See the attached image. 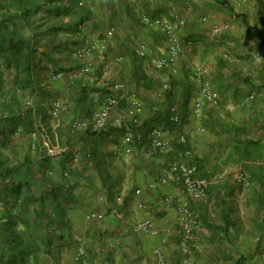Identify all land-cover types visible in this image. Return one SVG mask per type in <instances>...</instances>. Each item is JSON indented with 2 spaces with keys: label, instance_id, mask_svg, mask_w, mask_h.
I'll return each mask as SVG.
<instances>
[{
  "label": "crops",
  "instance_id": "crops-1",
  "mask_svg": "<svg viewBox=\"0 0 264 264\" xmlns=\"http://www.w3.org/2000/svg\"><path fill=\"white\" fill-rule=\"evenodd\" d=\"M88 4L91 19L83 32L75 34V47L94 44L97 48L89 60L66 58L64 80L52 85L58 95L56 102L61 104L59 116L54 119L50 114L55 101H47L39 114L46 118L47 130L43 131L51 138L39 132L38 148L43 154L37 151L30 156L57 182L56 196L48 204L50 214L65 208L64 217L56 219L53 227L61 235L58 240L63 248H86L88 254L105 256L115 264H159L154 252L164 246L165 264H182L177 206L186 200V194L176 178L167 185L158 181L172 177L171 163L194 161L211 184L206 199L190 203L201 225L191 264H264V211L257 210L252 192H242L236 180L242 164L225 154L231 152L225 131L231 125L243 129L247 138L264 143V88L250 94L251 86L244 82L251 77L253 85L262 84L264 49L244 25V17L264 35V0H88ZM145 14L173 23L185 21L180 35L194 45H186L170 69L149 67V59L135 54L141 43L155 52L167 45L162 27L141 22ZM222 23L230 25L229 31L214 33L213 25ZM87 63L90 71L81 74ZM204 67H208L206 78L220 101L217 106L205 104L196 112L197 74ZM119 84L122 88L115 89ZM165 84L173 90L169 105L163 102ZM133 93L144 100L139 111L144 128H163L155 118L170 116L168 109L173 104L183 116L181 125L167 129L169 148L154 157L147 153L148 138L140 145L132 143L130 155L125 152V128L118 117ZM108 94L121 98L122 103L112 111L107 128L97 132L91 124L92 114ZM76 119L87 126L72 134ZM211 119L218 126H213ZM182 133L188 134L186 145L178 143ZM46 137L59 150L55 154H48L42 146ZM223 141L229 143L228 149ZM186 149L192 151L191 158L184 155ZM63 170L68 172L66 177ZM51 184L44 182L41 191L49 192ZM92 212L104 217L87 220ZM138 222H150L152 228L136 231ZM67 262L76 261L69 258Z\"/></svg>",
  "mask_w": 264,
  "mask_h": 264
},
{
  "label": "trees",
  "instance_id": "trees-1",
  "mask_svg": "<svg viewBox=\"0 0 264 264\" xmlns=\"http://www.w3.org/2000/svg\"><path fill=\"white\" fill-rule=\"evenodd\" d=\"M38 5L41 6V2ZM21 8L23 11H26L22 5ZM30 16L31 13L26 11L19 15H9L0 19V61L5 63L4 67L7 70L15 71V79L13 82L15 88L23 91L31 89L32 92H35L36 82L34 79V69L38 66L35 63L37 55L36 40L32 41L24 33L25 26L21 25L22 28H20L15 23L16 18L24 19V17L27 18ZM87 20L88 18L86 17L81 18L77 23H68L61 28L54 27L50 28V30L53 32L62 31L68 35L77 34L80 27ZM244 25L255 35L264 49V35L262 32L255 26L250 25L246 17H244ZM145 79L148 78L146 77ZM252 81L253 78L251 77L246 78L244 81L247 85L251 86L250 94L255 90L259 92L260 89L264 88V74L262 84L253 85ZM149 82L153 84L152 81ZM166 92L163 102L168 104L172 99L173 90L170 88ZM5 111L9 113L4 114V111H0V148L10 147V140L7 138L8 134H15L19 129L24 134L35 132L33 126L35 117L32 113L29 115L24 113L20 114L15 108H10ZM155 119L160 124H164L163 128L165 130L169 129V126L174 125L169 120V114H166L164 117L158 116ZM211 123L213 126L217 125L216 121L212 119ZM225 131L231 146V152L228 153V158L242 164L243 171L249 177L251 184L249 191L253 194V202L258 211H264V145L259 140L243 138L241 134L244 133V130L235 125L228 126ZM19 153V147H17L13 154L18 158ZM68 159L69 157L67 156L64 159V163ZM6 161L4 162L0 159V183L6 186L4 192L0 194V203H3L6 209L5 211L9 214L8 219L0 226L4 230V234L0 236V264H26L29 258L35 264H39L40 253L43 252V254L52 256L53 247L56 250L60 248L59 245L55 246L54 244L58 235L56 234V230L51 229V227L55 225L56 219H62L64 217L65 208L59 207L57 214H50L46 209L47 202L50 198H55L56 196L58 189L56 186L57 182L44 173V178H37L35 175L36 171L41 169L40 164L36 160H32L27 154H25L20 162L16 163V166L9 164L8 159ZM48 180L52 182L49 192L48 190L41 191L38 195L28 193L31 192L33 182L39 183L41 189H43L44 182ZM68 196L70 197L71 194ZM17 206L20 207V212L14 214V209ZM29 214L34 215L32 220L29 219ZM46 228L51 229L47 233L46 240H41L42 242H40L35 239V234ZM60 237L61 235L58 236V239H61ZM44 242L45 245H43Z\"/></svg>",
  "mask_w": 264,
  "mask_h": 264
},
{
  "label": "built area",
  "instance_id": "built-area-1",
  "mask_svg": "<svg viewBox=\"0 0 264 264\" xmlns=\"http://www.w3.org/2000/svg\"><path fill=\"white\" fill-rule=\"evenodd\" d=\"M242 2L244 0H238ZM206 18H204L205 20ZM141 22L148 26H160L165 31L167 37V45L161 50L155 52L147 44L141 43L136 49L135 54L138 58L142 60H150L149 67H155L158 69H170L179 57L184 52L186 45L193 47L194 42H185L180 35V28L185 26L184 20H178L176 23L171 21H166L162 17L154 15H143ZM230 25L227 23L215 24L213 25V32L220 34L222 32L229 31ZM113 31H111V34ZM97 45H87L78 47L74 56L78 60H89L94 53ZM90 71V64L87 63L80 69L81 74L88 73ZM208 74V68H201L197 74V80L199 84V91L194 100V110L199 112L204 104H210L212 106H217L220 101L219 94L214 90L211 82L206 78ZM64 73L59 71L54 76V80L61 79ZM122 85L119 84L115 86V89L120 90ZM165 91L170 89L169 84L163 86ZM128 106L123 114L118 117V123L120 126L125 128V140L124 143L128 146L125 149L126 154L130 155L133 151L130 146L132 143L142 144L145 138L150 141V148L148 150V155L154 157L159 152L166 151L170 146V141L167 138V130L160 126H152L150 128H144V122L139 117V111L145 106L143 98L137 94L133 93L128 98ZM122 103V99L113 95H106L100 103V107L96 109L92 114L91 124L95 131L101 132L105 130L110 123L111 113L114 109H119ZM61 107L60 103L54 104L53 110H51V115L54 119L58 118V110ZM170 116L169 120L176 126L183 123V116L180 111V107L173 104L168 109ZM86 122L80 119H76L72 123V134H75L79 130L86 129ZM178 143L181 145H186L188 143V134L182 133L178 135ZM43 147L46 149L48 154H55L59 150H56L51 144L48 137L43 141ZM186 157H192V151L186 149L184 151ZM169 172L172 177H162L158 181L160 185H167L171 178H176L179 180L184 188L186 194V200L181 202L177 206V211L179 214V229L177 231L178 237L180 238V248L184 257L182 259L183 264H189L190 255L192 247L196 241V232L200 228V221L196 212L192 209L190 203L191 201H202L207 198L208 190L211 182L206 178L201 176L200 166L194 161H180L171 163L169 166ZM242 191L249 190L250 181L248 175L241 170L237 174L236 178ZM157 183L152 185L156 188ZM140 193V190L137 191ZM171 201V200H170ZM104 216L100 213L92 212L86 216L87 220L102 219ZM152 228L150 222H138L135 224L134 229L136 231L145 232ZM155 257L160 263L165 262V248L160 246L156 248Z\"/></svg>",
  "mask_w": 264,
  "mask_h": 264
},
{
  "label": "rangeland",
  "instance_id": "rangeland-1",
  "mask_svg": "<svg viewBox=\"0 0 264 264\" xmlns=\"http://www.w3.org/2000/svg\"><path fill=\"white\" fill-rule=\"evenodd\" d=\"M39 2H41V6L38 5ZM21 5L24 10L31 13V16L27 18L24 17V19L16 18L15 23L20 28H22L21 25L25 26L24 33L28 36V38H31L32 41L36 40L37 55L35 63L36 65H38L34 69L36 90L35 92H32L31 89H26L23 91L15 88L13 84L15 79V71L7 70L4 67L5 63L0 61V111H4V114H7L9 112L5 110L15 108V110H17L20 114L24 113L29 115L30 113H32L35 117L33 120L35 132L31 134H24L19 129L17 133L7 135V138L10 140V147L0 148V159L4 162H7L6 160L8 159V163L12 166H16V163L20 162L25 154L33 156L37 153V151L40 154H43V149L41 147H39L40 149L38 148V133H48L50 138L51 134L47 131H43V128L44 130H47V120L46 118H41L42 114L39 116V111L43 112V110L46 108L45 104L47 103V101H55L54 104L57 103L56 98L58 97V95L56 94L55 86L52 85L57 84L53 82L64 80V77L58 80H54V76L57 74V72H62L63 69L65 70V64H67V62L69 61L66 59L67 57H73L74 59H76L74 56V52L78 47H82V45L75 47L78 43L74 41L75 34L68 35L62 31L53 32L52 30H50V28H61L63 25L68 23L74 24L77 23L81 18L85 17L88 18L87 22L91 19V11L89 10L88 0H0V19L4 18L5 16L16 14L19 15L26 12L23 11ZM85 28V24L82 25L79 32H83ZM74 47L75 49L72 50V48ZM247 134L248 136H250L249 133ZM241 136L243 138H247L246 132L241 134ZM223 137L226 138V135H223ZM259 141L261 142V140ZM223 143L226 144L225 146L228 149L229 143L227 141H223ZM262 144L264 145V143ZM17 147H19L20 152L18 154V158L13 154L14 150ZM228 153L229 152H225L226 155ZM40 167L41 169L36 171L35 176L37 178H44L43 173L46 174V167ZM241 168L242 167L239 165L237 170L238 174L239 172H241ZM65 172L68 173L67 170H63L64 174L62 175H64V177H66ZM5 188L6 186L0 183V194L4 192ZM40 192V184L37 182H33L31 192L28 193L38 195ZM242 192H248V190ZM18 206L14 209V214H18L20 212V207ZM46 209L49 213H51L49 211V204L47 205ZM5 210L6 209L4 208L3 203H0V226L5 220L8 219L9 216V214ZM54 226L52 225L51 229H53ZM51 229L46 228L45 230L37 232L34 236L35 239L39 240L40 242L46 240L47 233ZM3 234L4 230H2V228L0 227V236H2ZM60 242L61 240H58L57 237L54 244L55 246L59 245L60 248L56 250L53 247L52 256L43 254V252L40 253L39 264H71L68 262L66 263V260H68L69 258H74V260L76 261L75 264H115V262L113 263V260L108 259L105 256L99 257L97 255L94 256V253L88 254L86 248L83 249L81 247H77V249L75 250V248L73 249L72 247H68V249L66 248L65 250ZM62 243L64 244V241ZM43 245H45V242L43 243ZM43 248L45 247L43 246ZM64 254H68V256H65ZM43 256L44 260L41 259V257ZM158 263L165 264V262ZM26 264H35V262L29 258ZM189 264H191V261L189 262Z\"/></svg>",
  "mask_w": 264,
  "mask_h": 264
}]
</instances>
